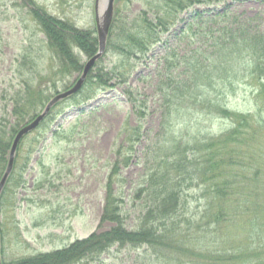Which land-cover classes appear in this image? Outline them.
Returning a JSON list of instances; mask_svg holds the SVG:
<instances>
[{"label": "rangeland", "instance_id": "374dc122", "mask_svg": "<svg viewBox=\"0 0 264 264\" xmlns=\"http://www.w3.org/2000/svg\"><path fill=\"white\" fill-rule=\"evenodd\" d=\"M30 1L0 0V121L3 120L5 130L16 120L10 98L22 81L28 80L32 86L40 79L45 93L51 97L70 87L81 74V70L60 74L59 60L32 18ZM32 2L75 27L94 30L97 35L95 0ZM208 3H196L174 13L166 9L164 12L161 0L115 2L105 48L91 69L92 77L78 96V102L66 100L58 104L47 126L27 135L16 152L11 179L0 195L1 260L11 261L60 249L94 231L110 228L112 223L101 222L100 218L105 186L113 167L116 172L110 187L124 199L125 225L127 228L138 226L149 202L144 195H135H139L144 173L154 159L164 108L158 86L170 73L166 69L167 60L177 62L172 70L174 76L185 77L187 57L196 55L202 62L214 58L218 64L216 42L225 39L221 34L230 36L238 28L248 31L249 35L264 33V0ZM206 7L216 8L196 16L195 10ZM143 17L151 20L155 29L148 48L133 55L122 53L125 31L142 24ZM73 50L83 66L89 56L76 47ZM229 71L225 69L224 75L228 72V76L223 85L215 83L207 90L208 98H216L231 111L247 114L250 131H256L255 144L262 145L264 128L260 118L264 120V96H254L253 80L234 76L236 68L229 67ZM96 72L102 74L105 84L99 82ZM214 72L210 73L212 77L219 71ZM202 81L213 83L218 79ZM220 87V91H215ZM142 101H146L144 107ZM192 103L187 100L177 104L180 106L176 111L172 109L174 106L170 107L173 133L169 142H174L172 144L182 140L185 146H193L194 140L220 136L233 126L234 118L216 112L215 108ZM40 110L42 106L37 108L38 112ZM138 128L139 137L133 133ZM169 142L164 145H170ZM255 144L250 140L248 146H244L241 150L244 160L235 167L238 173L244 170L246 178L253 176L249 167L260 171L251 182L255 189H250L248 201L240 200L237 204L234 219L214 224L208 216L201 217L209 199L208 185L197 178L188 187L184 185L183 192L192 221L171 246L174 249L179 246L183 251L174 253L172 250L164 260L146 246L132 249L114 245L95 261L86 260L84 264H172L169 260L172 254L182 255L189 261L186 264L215 261L216 264H233L225 260L224 251L233 250L235 245L244 249L248 244L253 252L247 224L251 229L255 222L264 223V207L252 209L254 202L264 201V155L261 157L262 152ZM256 215L259 218L253 221ZM195 249L199 252H193ZM256 253H261L264 262V252ZM256 261L254 259L252 264Z\"/></svg>", "mask_w": 264, "mask_h": 264}, {"label": "trees", "instance_id": "16d2710c", "mask_svg": "<svg viewBox=\"0 0 264 264\" xmlns=\"http://www.w3.org/2000/svg\"><path fill=\"white\" fill-rule=\"evenodd\" d=\"M161 1L164 10L176 13L196 3L204 2L209 4L208 2L211 1L219 3V1L224 0ZM30 4L32 18L39 25L41 33L44 34L45 43L59 60L60 74H71L72 71L82 70L83 66L77 55H75L73 48L76 47L89 57L92 56L98 46L94 30H83L75 27L65 19L46 12L32 0ZM214 8L206 7L201 11L195 10V14L197 13L196 16H198L199 14L203 15L204 12L210 13L211 9ZM141 21L142 24H136L132 30H128L129 32L125 31L123 42L126 43L121 49L122 53L133 55L135 52H144L145 48H148L149 39L151 40L154 37L155 29L151 20L148 21L147 17H143ZM221 36L225 39H219L220 42H216V48H218L216 52L219 54L217 57L218 64L214 62V58L212 60L206 58L205 62H202L201 59L195 57L196 55L187 57L185 62L186 70L184 72L188 73L185 77L179 78L174 76L172 72L177 62L171 59L166 62V69H169L170 73L165 76L164 79L166 80L162 81L158 86L160 100H162L161 106L164 107L161 110V129L157 133L158 138L153 152V163H151L152 165L147 173H144L145 180L139 186V195H135L139 197L144 195L145 200L149 202L144 214L140 216L138 226L127 228L125 225L123 216L124 199L114 193L110 187L113 175L116 172L113 167L105 186V200L100 218L101 222L108 221L112 223L110 228L103 231H94L82 239L73 240V242L63 248L40 252L11 261L2 260V264H84L87 263L86 260L95 261L114 245L117 247L128 246L132 249H141L146 246L153 253H156L157 256L167 260L168 254L172 250H174V253L183 251L179 250L178 244L175 245L178 246L175 249L171 246L174 245L175 237L180 235L183 228L189 226L188 224L192 221L191 214H188L189 206L184 195V185L188 187L197 178H201L202 181H205L204 184L208 185L209 199L204 208L205 210L201 213V217L208 216L212 220L210 222H215L214 224L227 219H234L236 216L234 211L237 204H239L240 200L248 201V197L251 194L250 189H255L251 182L258 177L260 171L259 168L249 167L248 169L253 170V176L246 178L247 175L244 170L239 171V173L238 170H235L237 164L239 165L240 161L244 160L241 152L245 148L244 146L247 147L250 140H253L255 144L256 131H250L249 121L245 117L247 114L231 111L218 100H215L216 98H208L207 90L215 83L223 85L224 80L227 79L228 72L230 73V67L232 70L236 68L234 76L237 75L247 80H253L254 96L262 98L264 96V33L249 35L248 31L238 28L237 30L234 29L230 36L224 34H221ZM250 63L252 65H249ZM225 69L228 71L227 75H224ZM217 70L219 71L218 74L212 77L213 74L211 76L210 73L215 74L214 71ZM91 73L92 70L89 71L78 93L58 101L31 133L37 131L40 127L47 126V120L52 119L51 116L58 104L66 100H72L77 103L78 96L83 93L86 82H89L90 77H92ZM96 75L99 77L100 83H106L102 78V74L96 72ZM213 78H217L218 81L213 83L202 81L204 79L205 81L213 80ZM29 85L28 80L22 81L21 87L14 90L10 98L12 103L11 111L16 118L14 124L8 130H5V126L2 123L3 120L0 121V177L6 166L11 138L19 129L18 127L36 116L38 113L37 108L39 106L43 108L50 98L45 93L40 79L34 85ZM220 89L221 87L215 91H220ZM187 100L190 103L193 102L192 104L201 105L202 108L203 106L215 108L216 112L226 117L234 118L233 126L220 134V136H208L202 140H194L193 146H185L186 144H183L182 140L172 144L174 142H169L171 139L170 135L173 133L171 130V124H173L170 117L171 111L172 109L176 111L177 106H180L177 104L185 103ZM141 103L143 107L146 105V101ZM171 106H174V108L170 109ZM194 107L199 106L195 105ZM260 120H262L261 124L264 128V120L262 118ZM138 131L139 128L136 132H133L137 137H139ZM26 136L21 140L18 148ZM165 142H169L170 145H164ZM255 145L262 152L261 157H263L264 149L261 147H263L264 142H262V145ZM18 148L17 151L19 150ZM10 179L11 175L8 177L6 184ZM218 203L219 206L217 207ZM245 203L250 208V204L248 202ZM257 206L264 207V201L261 204L254 202L252 209H256ZM258 218L256 215L253 221ZM247 226L248 236L251 234L249 238L252 240L253 252L248 248V244L244 246V249H239L235 245L233 250L224 251L227 249H223V256H225L226 261L233 264H238V262L241 264H252L254 259L257 260L254 264H260V261L263 262V257H260L261 253L258 254L256 251L264 252V223L259 225L255 222L251 229H249V223ZM228 241L229 239L226 240L227 243ZM193 252H199V250L195 249ZM236 252L237 254H235ZM181 256L172 254L169 260H172V264H186L189 262ZM216 263L217 261L209 264Z\"/></svg>", "mask_w": 264, "mask_h": 264}, {"label": "water", "instance_id": "95a60500", "mask_svg": "<svg viewBox=\"0 0 264 264\" xmlns=\"http://www.w3.org/2000/svg\"><path fill=\"white\" fill-rule=\"evenodd\" d=\"M113 8H114V0H95V19L96 20V30H97V38H98V50L95 52L93 56H91L87 61H85V64L83 66V70L81 72V75L76 80L75 83L68 89L58 92L56 95L52 96L49 101L46 103V106H44L43 110L36 115L31 121L25 123L21 127H19L18 131L16 132L14 138H12V143L9 149V156H8V162L7 167L4 170L3 175L0 179V191H2V188L4 186V183L12 169L14 157L16 153V148L22 138L25 134L32 131L40 121L47 115L49 110L51 109L52 105L55 104L57 101L68 97L74 93H76L82 86L86 76L87 71L90 70L92 65L94 64V61H96L103 53V50L105 48V42L106 37L109 31V27L111 24V18L113 15ZM1 194V192H0ZM0 264H1V258H0Z\"/></svg>", "mask_w": 264, "mask_h": 264}]
</instances>
